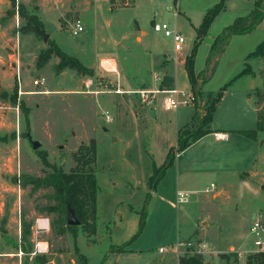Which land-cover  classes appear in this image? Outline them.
I'll list each match as a JSON object with an SVG mask.
<instances>
[{
    "label": "rangeland",
    "instance_id": "374dc122",
    "mask_svg": "<svg viewBox=\"0 0 264 264\" xmlns=\"http://www.w3.org/2000/svg\"><path fill=\"white\" fill-rule=\"evenodd\" d=\"M218 1L17 0L43 24L48 36L44 40L33 31L22 34L25 20L7 14L10 3L0 0V264H175V253H160L158 248L178 239L207 244L202 264H262L249 260V227L258 217L264 221V132H258L255 141L238 132L255 130V110L264 109V58L247 59L264 39V21L248 34L229 37L222 52L217 45L207 61L213 40L248 14L256 0H227L202 38L194 67L200 94L191 106L165 110L163 95H157L152 111L134 95H116L114 72L100 65L115 60L124 91L169 90L162 86L165 77L173 76L172 88L192 94L184 63L195 30ZM154 20L175 23L185 36L176 60L159 56L173 50L169 38L153 31ZM78 21L84 31L74 36ZM51 43L92 66L93 75L57 71L54 55L39 68L38 56ZM247 67L251 73L238 76ZM88 80L93 83L89 89ZM226 85L209 125L226 138L209 134L177 153L150 190L153 164H164L179 129L202 128L205 110ZM192 107L202 115L197 120L191 119ZM31 141L39 147L33 149ZM91 141L96 145L92 166L98 185L93 232L91 217L86 226L64 227L67 212L49 210L57 203L51 187L22 186L24 178L51 172L41 154L69 173L77 165L74 156ZM210 184L213 190L205 192ZM177 191L187 195L177 201ZM146 196L139 235L127 246L129 251L112 252V245L120 246L136 233ZM21 218L30 224L25 241ZM38 221L44 225L37 226ZM38 242L43 252L36 250Z\"/></svg>",
    "mask_w": 264,
    "mask_h": 264
},
{
    "label": "trees",
    "instance_id": "16d2710c",
    "mask_svg": "<svg viewBox=\"0 0 264 264\" xmlns=\"http://www.w3.org/2000/svg\"><path fill=\"white\" fill-rule=\"evenodd\" d=\"M11 6V10L7 14L17 13L21 19L25 20V26L22 28V34L25 32H35L40 34L43 30V24L37 19L35 15H29L25 7L18 3L17 0H8ZM227 0H220L217 4L211 7L205 14L201 24L195 30L196 36L191 49L190 55L186 58L184 63V71L187 75V79L190 84V90L192 95L196 98L200 94V87H197L198 75L195 73V56L198 46L200 45L202 38L206 35L208 29L210 28L214 19L225 10V4ZM264 21V0H256L254 2L253 9L246 14L245 16L237 17L233 23L223 29L220 35H218L212 42L209 49V56L207 61L217 51L216 46L218 45V53L222 52L220 47L228 40L231 36L245 35L252 32L259 24ZM56 56L59 59L57 65V71L70 69L75 70L77 73L82 75L92 76L94 71L88 67H85L77 60L74 56H70L60 50L54 44H50V47L42 52H40L37 60V66L39 68L43 67L52 56ZM250 58H264V39L259 43L254 51L247 56V59ZM251 70L247 67L238 75L250 74ZM237 76V77H238ZM166 83L163 84L162 88L171 89L174 84L173 76L166 78ZM227 85L224 86L219 93H217L214 100L211 102L209 107L205 110L204 116L200 121L201 129L192 131H183L179 129L176 134V144L175 147L170 148L164 164L157 168L153 164L152 175L148 179V188L153 190L157 183L164 177L166 170L171 166L177 153H180L187 149L189 146L203 138L204 136L212 133L209 129H204L208 127L212 120L213 113L215 111L216 104L220 101L223 96ZM17 91V87L14 89V94ZM25 112H27L24 109ZM264 132V109L257 111V125L256 129L252 131H240L238 134L243 135L244 137L256 140L257 133ZM80 153V155H79ZM76 154L75 160L77 162L76 167L71 170L69 173H66L62 170L61 167L50 164L45 154H41L40 158L42 164L45 167L51 169V172L48 173L43 178H31L27 177L22 180V186L27 184H34L36 187H51L53 190L52 197L56 200V204L49 206L50 211H57L60 213L66 212V207L69 204L75 212L77 219L79 220L80 225H88L89 218H92V225L90 231H95V213L97 205V180L94 174L93 164L96 159V145L94 141L90 142V145L86 149L80 150ZM148 196V194H147ZM147 196L144 202V206L141 210L138 227L136 233L128 240L124 241L120 246L112 245L110 250L112 252L124 253L126 252V247L130 244L131 241L139 235L143 225L145 224L146 218V205H147ZM66 223V222H65ZM68 229H74L76 226L66 225ZM64 227L61 228V232L64 231ZM30 234V224L25 221L24 218H21V240L25 241L26 236ZM23 250H27L24 244L22 245ZM260 260L264 264V253L254 254L249 256V260ZM178 264H202V257L196 254L185 253L182 256L178 257Z\"/></svg>",
    "mask_w": 264,
    "mask_h": 264
},
{
    "label": "built area",
    "instance_id": "2783aa9c",
    "mask_svg": "<svg viewBox=\"0 0 264 264\" xmlns=\"http://www.w3.org/2000/svg\"><path fill=\"white\" fill-rule=\"evenodd\" d=\"M177 15V14H176ZM152 29L155 33L161 34L165 38H169L172 43L173 54L170 55V59L176 60L177 54L183 49L186 44L185 36L178 30L175 23L173 26L168 24L167 22L158 23L155 20L152 22ZM84 31V27L81 22H76L73 26V35L77 36ZM106 61L102 60L100 65L103 69L109 70L111 72H115L114 65L108 64ZM110 61V60H109ZM111 62V61H110ZM112 63V62H111ZM93 85L91 80H88L85 83L87 89H89ZM91 94H99L98 91H88ZM113 93L116 95H134L140 104L144 106L151 107L155 102L157 95L162 96V106L165 110H178L180 106H191L192 102L195 100V97L192 94H186L182 91L177 90L176 88H171L169 90H137V91H128L122 90L118 82L116 83V88L113 90ZM106 122H110L112 118L109 116L107 112L104 113ZM217 139H225L226 135L217 133L215 134ZM214 185L210 184V186L204 189L205 192H210L213 190ZM177 201L180 198H183L187 195V193H183L182 191H177ZM42 221L37 222V226H43ZM249 232L253 235V246H251V255L264 253V221L261 217L256 218L249 227ZM207 248V244L204 242L195 241L192 239H178L174 244H171L168 248L164 246H160L158 248V252L163 253L166 251H172L177 255V257L188 254H196L202 255L204 250ZM36 250L39 252H43L45 249L43 245L38 242L36 244ZM241 255V253H239Z\"/></svg>",
    "mask_w": 264,
    "mask_h": 264
},
{
    "label": "crops",
    "instance_id": "0c3cea01",
    "mask_svg": "<svg viewBox=\"0 0 264 264\" xmlns=\"http://www.w3.org/2000/svg\"><path fill=\"white\" fill-rule=\"evenodd\" d=\"M219 1H220V0H219ZM219 1H218V2H219ZM218 2H217V3H218ZM217 3H216V4H217ZM214 20H215V19H214ZM145 34H147V31H145ZM162 55H169V57H170L171 54L168 53V52H166V51H164V52H162V53L159 54V56H162ZM108 60H110V61L112 62L113 65L115 64V60H114V59L110 58V59H108ZM82 65H83V64H82ZM85 67L91 68L92 66L89 65V66H85ZM114 68H115V72L112 73L111 76H112V77H115L116 79H115L114 81H115L116 83L118 82V84L120 85V83H121V78H120L119 73H118L117 70H116V64L114 65ZM113 74H114V75H113ZM154 78H155L156 80L158 79L157 74L154 75ZM120 86H121V85H120ZM174 86H175V81H174ZM154 103H155V102H154ZM154 103H153V104H154ZM153 104H152V106H151V108H150L152 111H153V108H152V107H153ZM192 109H193L194 113H193V116H191V117H192L191 119H192V120H193V119H196V120L199 119V118L202 116V115L200 116V114H199L200 111H199V110L196 111L194 107H192ZM255 111H256V113H257V110H255ZM187 123H188V122H186L185 124H187ZM185 124H184V125H185ZM184 125H183V126H184ZM208 128H209V130L212 131V133H210L211 135H215V134H217V133H220V134H224V135H226V133L220 132V131H218L217 129H213V128H211V126H210V127L208 126ZM208 135H209V134H208ZM125 241H126V240H125ZM126 250L129 251V249H128L127 247H126ZM163 253H172V254H173L172 251H166V252H163ZM175 264H178V257H176V263H175Z\"/></svg>",
    "mask_w": 264,
    "mask_h": 264
},
{
    "label": "water",
    "instance_id": "95a60500",
    "mask_svg": "<svg viewBox=\"0 0 264 264\" xmlns=\"http://www.w3.org/2000/svg\"><path fill=\"white\" fill-rule=\"evenodd\" d=\"M40 34L43 35L44 40L47 39L48 36L46 34H44L42 31L40 32ZM0 91H1V89H0ZM31 144H32L33 149H37L39 147L38 142L31 141ZM66 212H67L66 223L68 225H73V226L78 225L79 220L77 219V217L75 215L74 209L69 204L66 207Z\"/></svg>",
    "mask_w": 264,
    "mask_h": 264
},
{
    "label": "bare ground",
    "instance_id": "6f19581e",
    "mask_svg": "<svg viewBox=\"0 0 264 264\" xmlns=\"http://www.w3.org/2000/svg\"><path fill=\"white\" fill-rule=\"evenodd\" d=\"M106 62H107L108 64H110V66H111V64H112V63H111L109 60H108V61H106ZM114 65H115V64H114ZM111 67H112V66H111ZM108 71H109V70H108Z\"/></svg>",
    "mask_w": 264,
    "mask_h": 264
}]
</instances>
